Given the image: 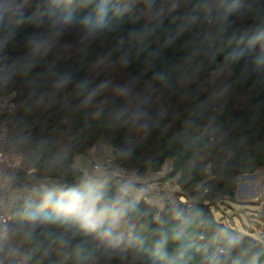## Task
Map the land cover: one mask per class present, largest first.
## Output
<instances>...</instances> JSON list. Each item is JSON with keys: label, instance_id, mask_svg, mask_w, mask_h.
<instances>
[{"label": "trees", "instance_id": "1", "mask_svg": "<svg viewBox=\"0 0 264 264\" xmlns=\"http://www.w3.org/2000/svg\"><path fill=\"white\" fill-rule=\"evenodd\" d=\"M235 2L213 0L214 19ZM41 7V0H0V97L16 94L14 109L4 116L8 136L2 150L19 156L22 169L10 178L23 180L34 169L38 178L53 181L32 202L12 204L9 234L21 245L25 264H264V238L213 215L219 204L237 202L238 177L264 174V88L233 86L208 95L207 79L164 87L148 77L161 65L180 63L184 48L122 37L127 23H112L86 48L68 41L55 64L21 78L5 67L7 48L18 27L35 21L27 10ZM245 21L259 27L249 30ZM237 25V38L264 39V0H247ZM104 65L133 88L108 108L54 86L58 68L98 82ZM110 147L116 164L139 175L160 173L170 162L166 179L189 200L179 220L168 205L157 210L137 202L116 192L111 177L90 179L74 167L77 156L93 150L98 158Z\"/></svg>", "mask_w": 264, "mask_h": 264}, {"label": "clouds", "instance_id": "2", "mask_svg": "<svg viewBox=\"0 0 264 264\" xmlns=\"http://www.w3.org/2000/svg\"><path fill=\"white\" fill-rule=\"evenodd\" d=\"M41 4L35 11L27 10L25 15H34L35 21L18 27L7 48L10 59L5 67L21 78H28L49 61L55 64L68 41L86 48L112 23H127L122 37L162 41L161 49L184 48L180 63L171 68L161 65L148 77L164 87L173 82L186 87L207 79L208 95L233 86L264 88V39L253 37L245 42L244 36L235 34L247 0L230 4L219 20L212 15L213 0H115V6L114 0H79L75 5L73 0H41ZM245 25L249 30L259 27L253 21H245ZM107 72V67H99L96 75L102 79L96 82L90 75L58 68L54 86L71 88L76 99L84 97L88 104L94 102L105 109L132 92L127 81ZM46 199L52 203L50 196ZM21 251L14 234L5 238L0 233V264H18Z\"/></svg>", "mask_w": 264, "mask_h": 264}, {"label": "built area", "instance_id": "3", "mask_svg": "<svg viewBox=\"0 0 264 264\" xmlns=\"http://www.w3.org/2000/svg\"><path fill=\"white\" fill-rule=\"evenodd\" d=\"M15 97V93L0 97V233L5 238L10 236L9 216L14 201L32 202L36 196L53 186L52 179L38 178L34 169L26 171L23 180L12 181L10 178L11 174L21 169L20 157L10 158L2 150L8 136V126L4 121V116L14 109ZM108 149V153L102 152L88 168L80 170L84 176L90 179L111 177L116 192L133 197L137 202L154 206L157 210H161L163 205H168L172 219L179 220L181 218L180 207L188 204L189 200L172 179H166L167 174L139 175L136 171L116 164L113 157L115 149L111 147ZM13 185L21 186V195L9 206L8 196ZM18 264H25L20 253Z\"/></svg>", "mask_w": 264, "mask_h": 264}, {"label": "rangeland", "instance_id": "4", "mask_svg": "<svg viewBox=\"0 0 264 264\" xmlns=\"http://www.w3.org/2000/svg\"><path fill=\"white\" fill-rule=\"evenodd\" d=\"M104 67H107L104 65ZM119 80L127 81L133 90L130 81L117 73L108 72ZM130 95L127 96V98ZM103 152L108 153L105 148ZM95 153L90 150L86 155L77 156L74 160V167L77 170L88 168L91 162L95 161ZM170 162H166L160 172L165 175L169 172ZM254 177L243 179L241 185L238 184L236 190V203L227 205L219 204L217 210L213 209L214 218L224 220L225 223L234 226L238 231L249 235L254 239L264 238V219L261 212L264 211V174L256 171L252 174ZM173 182H175L172 179ZM19 186V185H18ZM13 185L8 196L9 206L17 197L21 195V186ZM13 192V193H12Z\"/></svg>", "mask_w": 264, "mask_h": 264}, {"label": "water", "instance_id": "5", "mask_svg": "<svg viewBox=\"0 0 264 264\" xmlns=\"http://www.w3.org/2000/svg\"><path fill=\"white\" fill-rule=\"evenodd\" d=\"M252 177H254L252 174L244 175V176L238 177V178H237V183L241 185L243 179H245V178H252Z\"/></svg>", "mask_w": 264, "mask_h": 264}]
</instances>
